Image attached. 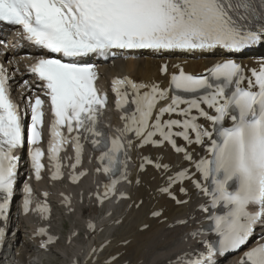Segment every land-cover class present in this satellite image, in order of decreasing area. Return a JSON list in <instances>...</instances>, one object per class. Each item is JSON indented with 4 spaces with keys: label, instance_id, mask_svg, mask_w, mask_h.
<instances>
[{
    "label": "snow or ice",
    "instance_id": "6c2138e0",
    "mask_svg": "<svg viewBox=\"0 0 264 264\" xmlns=\"http://www.w3.org/2000/svg\"><path fill=\"white\" fill-rule=\"evenodd\" d=\"M0 22L18 26L27 42L48 53L28 66L35 79L22 81L23 108L13 98L14 76L0 63V244L16 195L19 153L27 148L36 181L43 179L45 160L54 169L51 179L60 180V154L71 146L75 157L69 178L77 183L87 175L75 171L82 164L83 139L100 153L95 171L107 177L103 191L94 194L98 206L113 197L131 199L117 191L121 182L141 183L128 171L129 150L170 147L187 166L174 168L162 157L142 156L138 170L150 165L166 175L158 191L177 205L188 203L176 194L178 189L189 196L185 182L206 198L200 211L213 235L197 241L202 249L191 256L181 254L187 264H218V258L245 248L236 264H264V62L249 69L223 59L203 75L181 65H173L177 71L169 74L164 63L160 71L169 76L166 87L128 76L112 79L115 107L123 113L119 135L101 124L108 94L97 85L96 65L84 62L94 55L109 59L134 50L241 53L264 44V0H0ZM46 103L52 116L47 141ZM193 145L203 148L204 155L195 154ZM23 193L24 214L35 210L47 219V203L32 208L30 184ZM133 203L139 208L143 201ZM151 215L160 218L163 210ZM87 228L95 233L96 224L90 220ZM258 232L261 242L246 247ZM203 234L197 230L191 236L195 240ZM36 235L47 237L41 248L55 242L45 228ZM116 259L112 256L110 264Z\"/></svg>",
    "mask_w": 264,
    "mask_h": 264
},
{
    "label": "bare ground",
    "instance_id": "6f19581e",
    "mask_svg": "<svg viewBox=\"0 0 264 264\" xmlns=\"http://www.w3.org/2000/svg\"><path fill=\"white\" fill-rule=\"evenodd\" d=\"M211 61V58L197 60L194 68L201 70ZM143 66V69L134 71L135 77L149 78L155 74L153 72L155 63L152 60L144 61ZM143 152L155 158L160 154L163 162L170 163L174 168L187 166V162L182 159V156L172 155L165 149H147ZM195 152L198 153L199 151L195 150ZM138 176L141 183L137 187H130L131 199L127 202V204L132 203L130 209H122L120 214L112 219L114 222L120 216H123L120 224L117 226L113 224L107 228L114 227V229H117L125 224H128L129 227L117 235V238L111 239L102 252L104 253L102 259L94 264H107L104 263V259L116 253L120 256L116 259L115 264H122L126 261H128V264H165L168 259L173 258L178 251L185 249L187 245H195L196 239H190V232L196 228L197 217L190 219L185 225L169 227V224L177 218L187 217L188 214L196 215L197 201L194 203L189 201L187 204L175 206L165 200V197L158 195L157 189L163 178H160L157 172L148 168ZM185 186L189 187L187 183H185ZM150 192L151 194H149ZM139 199H142L143 204L139 208H135L133 202L137 203ZM144 200L147 204L156 201L155 205L165 207L163 216L156 219L149 218L150 211L147 210ZM80 211L83 213L82 216H85L87 213H94L95 208L82 209L80 207ZM165 217L166 220H163ZM162 220L164 222H161ZM144 224H148V227L141 230L140 227ZM111 237L109 236V238ZM97 239L98 235L92 237L94 241ZM125 241H128V243L124 244ZM27 247H29V244L25 241L21 249L25 250ZM66 252H68L67 249Z\"/></svg>",
    "mask_w": 264,
    "mask_h": 264
}]
</instances>
